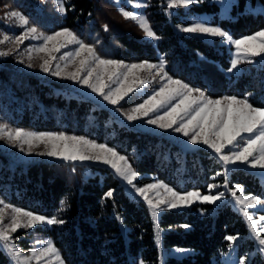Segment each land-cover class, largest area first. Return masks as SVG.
<instances>
[{"label": "trees", "instance_id": "16d2710c", "mask_svg": "<svg viewBox=\"0 0 264 264\" xmlns=\"http://www.w3.org/2000/svg\"><path fill=\"white\" fill-rule=\"evenodd\" d=\"M58 1L0 0V39L6 33L5 13L18 11L28 18L29 26L44 34L70 29L81 41L95 46L102 58L154 62L160 54L172 78L210 97L247 96L254 106L264 107V61L245 64L239 74L228 76L229 47L217 40L178 35L173 28L178 17L168 18L160 11L159 0H153L146 10L158 37L156 47L143 38L134 21L121 15L116 2L124 0H66L65 14L58 11ZM185 11L210 16L212 25L234 39L264 29V0H235L228 18H219L218 5L209 0L190 5ZM135 102L131 96L120 107L125 109ZM0 125L63 132L112 147L128 158L140 175V185L160 181L178 192H205L210 184L225 181L216 175L222 173V166L209 151L182 149L164 136L119 124L105 108L66 83L21 71L3 57ZM227 180L229 188L240 185L245 194L264 200V186L249 171L231 169ZM109 190L113 191L111 197L106 196ZM0 199L63 221L21 229L15 235L22 248L49 238L64 264H159L149 209L142 201L127 197L106 167L44 160L22 164L0 152ZM158 225L163 248L184 250L180 257L167 256L163 264H223L219 256L226 251L229 241L225 237L230 235L242 238L237 243L239 257L253 250L244 220L227 202L215 209L195 204L164 211ZM0 264H11L1 249ZM248 264H264L262 254L253 252Z\"/></svg>", "mask_w": 264, "mask_h": 264}, {"label": "snow or ice", "instance_id": "6c2138e0", "mask_svg": "<svg viewBox=\"0 0 264 264\" xmlns=\"http://www.w3.org/2000/svg\"><path fill=\"white\" fill-rule=\"evenodd\" d=\"M196 2L198 0H169L168 8L171 9L176 6L187 7ZM4 7L7 9L10 6L4 5ZM135 7H141V5L136 4ZM58 11L61 14H65L63 4L60 5ZM120 11L126 20L130 19L138 24L145 37L158 39L144 16L136 15L123 9ZM5 16L17 18L21 22V27L29 24L28 18L18 11H7ZM107 30L108 27L105 26V31ZM180 30L185 33L223 38L224 42L232 45L236 51L230 61V67L227 69L229 73L238 70V65L241 63H254V59L251 58L260 57L264 59V30L241 39H233L226 31L218 27L208 26L203 22H193ZM36 33H38L36 27H29L26 33L22 35L27 38L28 35ZM32 38L43 40V44L35 50L44 52L49 56V59L45 60L41 65L42 71L81 83L113 107L120 104L126 97H129L130 93L142 90L143 86L149 82L139 77L138 73L140 71L152 73L155 70L160 80H166L167 82L162 84L158 90L153 91L151 95H148L142 103L136 105L126 115L127 120L132 122L147 117V124L154 125L160 129H172L187 137V142L191 145H204L211 149L225 166L224 173L218 172L216 174L217 176L225 175V188H228L226 174L230 170L227 168L230 164L235 165L239 162L253 169H264V107L254 106L247 96L243 98L235 96H225L218 99L210 98L203 91L194 89L183 81L169 76L163 59L158 64H152L147 61L125 64L122 61L102 58L95 46L81 41L70 29H62L51 35L39 33L38 35H32ZM9 39L8 35L3 34L0 44H4ZM15 40H21V37L18 36ZM69 44H76L78 47L74 51L62 54L59 59L74 61L79 57V66L76 71L62 76L59 64L56 65L54 71H50L52 60L56 59L53 54L60 52L62 48H67ZM28 51L31 52L32 50L29 49ZM9 54V52L0 51V57L8 56ZM82 72H86V74L82 76ZM112 85H115V87H112ZM194 93L198 95L194 96ZM162 109L163 114H159ZM116 110L119 111V109ZM153 114L154 118H152ZM5 137L9 141H16L20 145L27 144L29 154L34 146L44 144L47 150L37 153L40 156L73 163L77 161H94L109 166L119 179L126 182L127 185L135 190L136 195L145 200L154 223L158 219V212L163 211L164 207L167 209H181L190 207L197 200L202 204H214L223 200L225 196L224 192L212 194V189L216 185L208 186L209 194L207 195H202L198 191L180 193L162 183L139 187L134 183L138 180L139 173L134 170L127 157L120 155L112 147L96 143L82 136H69L63 132H26L21 129H9L5 125H0V139ZM20 150L23 151V147ZM155 189H163L166 195L161 196L157 192V198L153 200L148 193L150 190ZM243 191V187L237 185L231 191V195L235 200L236 207L245 217L251 235L261 246L260 251L264 252V237L260 235L261 232H264V215L260 216L258 220H254L249 212L246 211L247 206L264 205V200L252 195L244 196ZM237 192H240L241 195L237 196ZM112 195V190L106 193L108 197ZM61 204L63 205L64 201ZM0 205H2L0 207V249L10 252L16 264H26L32 258L40 260L44 256L54 257L55 260L60 261V264H63L59 253L51 242H48L45 247L38 251L31 252L22 261L20 259L22 252L14 243L16 238L10 235L21 228L32 229L37 224L46 223L47 225H52L63 223L62 220H57L55 217L46 218L8 205L2 200H0ZM241 205H245V207H240ZM4 209H10L12 213L11 221L8 224L3 223ZM62 210L63 207L61 208ZM225 239L232 246V242L237 241L239 237L230 235L225 237ZM156 240L159 245L160 234L158 227ZM239 264H247V257H241Z\"/></svg>", "mask_w": 264, "mask_h": 264}, {"label": "rangeland", "instance_id": "374dc122", "mask_svg": "<svg viewBox=\"0 0 264 264\" xmlns=\"http://www.w3.org/2000/svg\"><path fill=\"white\" fill-rule=\"evenodd\" d=\"M152 1L153 0H124L123 2H118L117 1L116 3L118 4L119 10L123 9V10L129 11V12H132V13H134L136 15L144 16L147 19V21L149 23V26L151 28V24H150L149 17H148V12L146 10H147L148 7H150V5H153L151 3ZM203 1L204 0H198V2L193 3V4H199V3L203 2ZM209 1L210 2H214L215 4L218 5V7H219L218 17L219 18H228L230 16L229 13H230V10L232 8V5L235 3V0H209ZM65 2H66V0H60V1L57 2V4L60 7V5L64 4ZM168 2H169V0H159L160 11H163V13L168 18H170L171 16L178 17L177 20H176L177 23L176 24L173 23L174 31L178 35L197 36V37H199V38H201L203 40H206L208 42H214V41L217 40L219 44L225 45L226 47H229L228 51H229L230 61H231V59L233 58L236 50H235V48L232 45H230L227 42H224L223 38H219V37L213 38V37H208V36L202 35V34L185 33V32L180 30L182 27L189 26L193 22H203V23H206L208 26L220 28L217 25H212L211 24V17L210 16H207L205 14H201V15H194V14L191 15L190 14V15H188L185 10L190 5L187 6V7L176 6L174 8L169 9L168 8ZM136 4H140L141 7H135ZM193 4H191V5H193ZM179 8L182 9V12H180L178 10ZM5 19H6V21L4 22L5 29H6V33L5 34L8 35L10 37V39L7 40L4 44H1V46H3L2 51L9 52L10 54L8 56H2V57L7 59L8 61H10V63H12L16 68H18L21 71L27 72V73L35 74V75H38V76H41V77H50V78H52L54 80H58L60 82L66 83L67 85H69V87L71 89L75 90L78 94H81L84 97L89 98L94 103H96L98 106H101V107L105 108L110 113V115L114 118V120H116L119 124L125 125V126L130 127V128H132L134 130L145 131V132L153 133V134H156V135L164 136L168 140H170L171 142L177 144L182 149H186V150H194V149H200V148L201 149H205V150L209 151L210 153H212L217 158V160L220 162V164L222 166V173L225 172V166L223 165V162L220 161L219 158L215 155V153H213L211 151V149H208L206 146H204V145H195V146L191 145L190 143L187 142L188 138L184 137L181 133L175 132L172 129L165 130V129L157 128L154 125H149V124L146 123L147 117L142 118L140 120L132 121V122L127 120L126 115L129 114L131 112V110L136 105L142 103L143 100L146 99L148 95H151L153 93V91L158 90L159 87L162 86V84L167 82L166 80H164V81L160 80L159 76L156 75V71L155 70H153L152 73H149L147 71H140L138 73L139 77L141 79H145V80H147L149 82L146 83L143 86L142 90H137L136 92L130 93L129 97H126L125 100L120 102V104H118L115 107H113L112 105L108 104L107 101L103 100L102 97L97 96L95 93H93L91 91V89L83 86L81 83H79L77 81L70 80V79H64V78H61V77H57V76L51 75L50 73H46V72L42 71L41 70V65L44 63L45 60L49 59V56L46 53H44V52H37L35 50L36 48H38L39 46H41L43 44V40L42 39H33L32 38V35H38L39 33H42V32L38 31V33L30 34V35H28L27 38H24V36L22 34L26 33L27 28L32 27V26L26 25V26L21 27L20 26L21 22L17 18H12V17H6L5 16ZM169 21L172 22L171 19ZM151 30H152V28H151ZM58 31H60V30H58ZM51 34H53V33H51ZM51 34H44V35H51ZM143 34H144V32H143ZM18 36L21 37L22 42H21V40H15V38L18 37ZM143 38L148 40V41H150L153 44L154 47L157 46L158 39L147 38V37H145V34L143 35ZM231 38H233V37L231 36ZM1 39H3V35L1 37ZM49 47H51V45H49ZM77 47H78V45H76V44H69L67 48H62L60 52L54 53L53 55L56 57V59L52 60V63H51V66H50V71H54L56 69V65L57 64H59L60 69L62 70L61 71V75L62 76L66 75V74H70V73L76 71V69L79 66V59H80L79 57H77L74 61H72V60H60L59 57L62 54L66 53V52L74 51L75 48H77ZM29 49H31L32 51L29 52L28 51ZM161 59H163V56L158 54L157 55V60L154 61V62H149V63L158 64ZM251 59H254L255 62L257 61L259 63H262L264 61V59H261L260 57H255V58H251ZM123 63L131 64L130 62H123ZM66 64H67V66H65ZM245 64H248V63H241V64L238 65V70H235L232 73H229L227 71L226 74L228 76L239 74L241 72V70H242V67ZM29 65H31V67H29ZM92 66L94 67V65H92ZM165 69H166V63H165ZM85 74H86V72H82L81 73L82 76L85 75ZM153 77H155V78L153 79ZM112 87H115V85H112ZM193 95L196 96L198 94L194 93ZM131 96L134 98V101H136V102L134 104H132V105H129L125 109H121L120 105L122 103H124L126 100H128V98H130ZM208 97H210V96H208ZM223 97H225V96H223ZM223 97H220V98H223ZM210 98L218 99V98H214V97H210ZM116 109H119V111H117ZM159 114H163V109L160 111ZM152 118H154V114H153ZM26 132H35V131H26ZM39 133H46V132H39ZM69 136H72V135H69ZM21 147H23V149H24L23 151L20 150ZM46 150L47 149H46L44 144H39L38 146H34L31 149V153L29 154V148H28L27 144L20 145L16 141H9L7 139V137H5L4 139H0V152L5 154L6 156H8L12 161H14L16 163L26 164V163H30L32 161H39V160H44V161H62V160H59V159H56V158L47 157V156H40V155L37 154V153H40V152H44ZM77 162L81 163V164H84V165H89L90 164V165H97V166L106 167L107 169H109L113 173V175L119 181V183L123 187V190H124V192H125L127 197L131 198L132 200H140L143 203H145V205L147 206V203L145 202V200L142 197L136 195L135 190L133 188H131L129 185H127L126 182H124L121 179H119L114 174V170L111 169L109 166L101 164V163H98V162H94V161H84V162L77 161ZM237 167L243 168V169L249 171L250 173H252L257 178L258 183L261 186H264V169H258V168L257 169H253V168L248 167L246 165L240 164L239 162H237L235 165H231L230 164V165L227 166V168L230 169V170L234 169V168H237ZM230 170L227 171L226 178H228ZM219 177H223L224 180H225V175H219ZM139 178H140V175L138 177V180L134 182L139 187H144L146 185L153 184V183H162V184H164L163 182H160V181H151L149 183L140 185L138 183L139 182ZM164 185H166V184H164ZM210 185H216V187L212 189V194H216V193H219V192H224L225 196H224L223 200L217 201L214 204H208V203H203V204L204 205H211L212 208L215 209L221 203H224V202L229 203L230 207L235 212H237L242 217V219L244 220L246 228H247V235L246 236L249 239H251L252 242H253V250L248 252L245 256H243V257H247V264H248V262L250 260V256L255 251H259L262 254L263 259H264V252L260 251L261 246L259 245L258 241L251 235L250 229L248 227V223L246 222L245 217L240 213V211L236 207L235 200L233 199V197L231 195V191L237 185H235L233 188H229V187L225 188L224 187V183H219L217 181L212 183V184H210ZM168 187H170V186H168ZM170 188H172V187H170ZM157 192H159L161 196L166 195L163 192V189L150 190L148 195H149V197L153 198V200H155L157 198V196H156ZM198 192H200L202 195H207V194H209V187L206 188L205 192H202V191H198ZM180 193H186V192H180ZM236 195L240 196L241 193L237 192ZM243 195L244 196H248L250 194H245L243 192ZM252 196H254V195H252ZM255 197H257V196H255ZM195 204L202 205V203H200L199 200H197L192 205H195ZM0 207H2V205H0ZM240 207H245V205H241ZM147 208H148V206H147ZM187 208H189V207H185V208H181V209H187ZM181 209H167L166 207H164L163 211H159L158 212V219L156 220L155 223L153 222V219H152V216H151V213H150V210H149L150 218H151V222H152V227H153L154 242H155V245H156L157 250H158L159 264H163V262H164V260H165V258L167 256L180 257L184 253V250L181 249V248H178V247L169 248V249L163 248L162 242H161V231H160L159 225H158V220H159V216H160L161 213H163L164 211H168V210H181ZM246 211L249 212V214L253 217L254 220H258L260 216L264 215V205H257L255 207L247 206L246 207ZM11 216H12L11 210L10 209H4L3 210V223L4 224L10 223ZM157 227H158V231H159V234H160L159 245L157 244V240H156ZM21 229H26V228H21ZM21 229H18L17 232L20 231ZM16 233H11L10 234L11 237L16 238L17 237L15 235ZM260 235H261V237H264V232H261ZM237 237H239V236H237ZM16 239L14 240V243L16 244V246L22 252V256L20 257V259L22 261L31 252L38 251L42 247H45L48 242L52 243V241L49 238H43L41 240L36 241L35 243H31L30 244L31 246L28 247V248H22V247H20L17 244ZM241 239L242 238L239 237V239L237 241L232 242V246H230V242H229L228 245H227L226 251H224L223 253L220 254L219 260L223 264H239V261H240L241 257H239L237 255V243ZM1 250L6 254V256L8 257V259H9L11 264H16L15 260L12 258V254L10 252H6L3 249H1ZM57 252H58V250H57ZM59 256L61 258L60 254H59ZM61 260H62V258H61ZM62 262H63V260H62ZM26 264H60V261L55 260L54 257L44 256L40 260L32 258V259H30V261H27ZM63 264H64V262H63Z\"/></svg>", "mask_w": 264, "mask_h": 264}]
</instances>
